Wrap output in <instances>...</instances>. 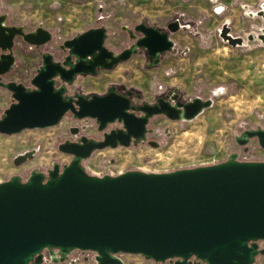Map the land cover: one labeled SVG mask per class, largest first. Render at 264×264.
<instances>
[{
  "label": "water",
  "instance_id": "95a60500",
  "mask_svg": "<svg viewBox=\"0 0 264 264\" xmlns=\"http://www.w3.org/2000/svg\"><path fill=\"white\" fill-rule=\"evenodd\" d=\"M167 28L175 31L178 23ZM133 30L140 36L114 55L104 45L105 28H89L62 41L59 48L66 54L61 61L48 52L40 55L30 88L0 81L11 97L0 114V134L51 127L66 112L75 119H94L102 134L98 140L81 135L76 142H60L57 149L70 156L61 167L54 162L44 173L31 170L25 180L12 175L0 182V264H42L44 251L51 261H61L72 250H89L95 253V264H122V253L138 254L153 264H253L264 254L258 245L264 241V160L240 161L231 153L209 165L101 176L86 173L80 165L94 150L143 140L153 115L188 120L211 104L198 97L182 102L174 94L152 104H134L129 91L118 92L114 86L101 95L66 93L77 74L111 68L136 48H144L153 62L172 48L166 32L144 23ZM227 31L221 28L223 39L240 42ZM15 36L39 46L51 34L40 26L23 32L4 24L0 14V76L14 63ZM257 37L264 42V31ZM114 121L121 126L105 131ZM70 132L77 128L70 127ZM248 138L264 150V128L245 130L236 141L243 144ZM32 155L28 151L12 162L19 165Z\"/></svg>",
  "mask_w": 264,
  "mask_h": 264
},
{
  "label": "rangeland",
  "instance_id": "374dc122",
  "mask_svg": "<svg viewBox=\"0 0 264 264\" xmlns=\"http://www.w3.org/2000/svg\"><path fill=\"white\" fill-rule=\"evenodd\" d=\"M0 14L4 24L19 26L23 32L40 26L51 34L39 46L15 36L14 63L0 76L2 82L12 80L30 88L40 55L48 52L61 61L66 54L59 48L62 41L89 28L104 27V45L118 53L140 36L133 26L144 23L166 32L172 48L158 54L155 62L144 48H136L111 68L77 74L66 93L101 95L114 86L118 92L129 91L134 104H152L171 94L182 102L194 97L211 101L188 120H170L161 114L149 117L143 140L92 151L80 161L86 173L168 172L218 163L231 153L250 161L264 160L255 138L243 144L236 141L245 130L264 128V42L257 37L264 31V0H0ZM173 21L178 28L169 31L167 25ZM223 26L240 42L229 44L223 39ZM10 102V93L0 87V114ZM120 126L108 124L105 131ZM70 127L87 137H101L94 119H75L69 112L51 127L0 134V182L12 175L25 180L31 170L44 173L54 162L59 167L67 163L70 156L57 145L76 138ZM28 151H33L32 157L13 164L14 157ZM258 245L264 247V241ZM43 254L42 264H95L91 252L72 250L61 261H51L46 251ZM120 258L122 264H152L138 254L122 253ZM253 264H264V254L256 256Z\"/></svg>",
  "mask_w": 264,
  "mask_h": 264
},
{
  "label": "built area",
  "instance_id": "2783aa9c",
  "mask_svg": "<svg viewBox=\"0 0 264 264\" xmlns=\"http://www.w3.org/2000/svg\"><path fill=\"white\" fill-rule=\"evenodd\" d=\"M91 118H82V120H90ZM113 123H120V122H117V121H114V122H112V123H110V124H113ZM121 124V123H120ZM237 159L238 160H240V161H250V160H247V159H245V158H239L238 156H237ZM61 167V166H60ZM78 251H80V250H78ZM80 252H91L92 253V255H93V259H94V255H95V253L94 252H92V251H89V250H84V251H80ZM119 257H120V255H118ZM76 259V258H75ZM165 263H167L166 261H165ZM152 264H153V262H152Z\"/></svg>",
  "mask_w": 264,
  "mask_h": 264
},
{
  "label": "flooded vegetation",
  "instance_id": "af4514ba",
  "mask_svg": "<svg viewBox=\"0 0 264 264\" xmlns=\"http://www.w3.org/2000/svg\"><path fill=\"white\" fill-rule=\"evenodd\" d=\"M114 55H116L117 53H113ZM115 128H117V127H115ZM112 129V128H111ZM74 136H76V138H74V139H69L70 141H78V139L80 138V136L82 135V134H79V131H78V129H77V132H75V133H72ZM101 137H102V134H101ZM100 137V138H101ZM88 138H91V137H88ZM100 138H97V139H95V138H92V139H95V140H98V139H100Z\"/></svg>",
  "mask_w": 264,
  "mask_h": 264
}]
</instances>
